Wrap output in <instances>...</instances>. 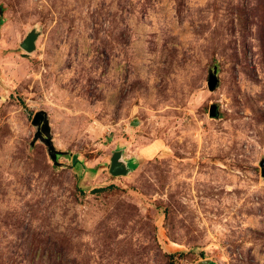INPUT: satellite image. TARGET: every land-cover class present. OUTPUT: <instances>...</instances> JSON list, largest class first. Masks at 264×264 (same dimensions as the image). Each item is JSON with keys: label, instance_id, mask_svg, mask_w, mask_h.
Here are the masks:
<instances>
[{"label": "rangeland", "instance_id": "obj_1", "mask_svg": "<svg viewBox=\"0 0 264 264\" xmlns=\"http://www.w3.org/2000/svg\"><path fill=\"white\" fill-rule=\"evenodd\" d=\"M262 161L264 0H0V264H264Z\"/></svg>", "mask_w": 264, "mask_h": 264}, {"label": "water", "instance_id": "obj_2", "mask_svg": "<svg viewBox=\"0 0 264 264\" xmlns=\"http://www.w3.org/2000/svg\"><path fill=\"white\" fill-rule=\"evenodd\" d=\"M38 39V34L36 32H32L28 35L25 41L22 43L21 48L28 52L32 53L36 49V41ZM219 85V79L217 75V68L214 67L213 70L210 71L209 80H208V89L211 92H214ZM210 117L216 118L218 117V106L212 105L210 109ZM33 124L38 127V131L36 134V139L44 138L45 143L49 150V155L54 163H57V154L52 144V141L48 138H45V129L48 128V119L45 113H38L35 115L33 120ZM124 149L116 150L113 153L111 158V165H110V174L112 177H123L128 176L133 169H131V161L124 160ZM77 159H75V162ZM131 166V167H130ZM261 169H262V176L264 178V161L261 162Z\"/></svg>", "mask_w": 264, "mask_h": 264}, {"label": "crops", "instance_id": "obj_3", "mask_svg": "<svg viewBox=\"0 0 264 264\" xmlns=\"http://www.w3.org/2000/svg\"><path fill=\"white\" fill-rule=\"evenodd\" d=\"M150 145H152V144H150ZM150 145H149L147 148H149ZM143 156H144L143 158H146V153H144ZM123 158H124V160H130V161H131V166H133V165H135V164L138 163V159H137V158H133V157H128V156L126 155L125 150H124V156H123Z\"/></svg>", "mask_w": 264, "mask_h": 264}, {"label": "trees", "instance_id": "obj_4", "mask_svg": "<svg viewBox=\"0 0 264 264\" xmlns=\"http://www.w3.org/2000/svg\"><path fill=\"white\" fill-rule=\"evenodd\" d=\"M99 190H101V189H95L96 192H98Z\"/></svg>", "mask_w": 264, "mask_h": 264}]
</instances>
